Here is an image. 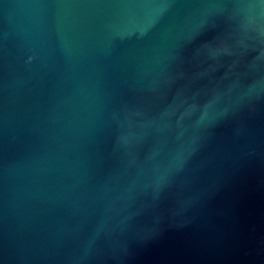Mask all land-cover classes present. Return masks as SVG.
<instances>
[{
	"label": "water",
	"instance_id": "1",
	"mask_svg": "<svg viewBox=\"0 0 264 264\" xmlns=\"http://www.w3.org/2000/svg\"><path fill=\"white\" fill-rule=\"evenodd\" d=\"M0 264H264V0H0Z\"/></svg>",
	"mask_w": 264,
	"mask_h": 264
}]
</instances>
